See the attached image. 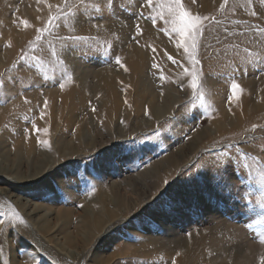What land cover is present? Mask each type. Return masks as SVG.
<instances>
[{
    "label": "rangeland",
    "instance_id": "obj_1",
    "mask_svg": "<svg viewBox=\"0 0 264 264\" xmlns=\"http://www.w3.org/2000/svg\"><path fill=\"white\" fill-rule=\"evenodd\" d=\"M40 1L45 14L37 0H0V23H9L0 30L30 31L17 45L0 41V264H185L176 260L187 255L193 264H262L264 3L228 0L221 8L224 0H183L208 18L194 65L177 48L180 38L161 0L153 7L146 0H114L111 7L107 0ZM58 6L78 19L38 32ZM137 50L146 57L136 83L147 93L141 102L124 80ZM193 70L207 108L190 86ZM233 80L242 89L235 95ZM106 81L117 101L110 104L116 112L104 115L109 109L97 96ZM76 84L90 90L83 92L86 104L69 125L62 120L58 130L45 131L47 100L57 101V110L61 91ZM151 93L168 98L160 114L147 109ZM27 133L37 143L32 158L12 149ZM143 144L151 147L140 151ZM5 166L36 180L18 184Z\"/></svg>",
    "mask_w": 264,
    "mask_h": 264
},
{
    "label": "bare ground",
    "instance_id": "obj_2",
    "mask_svg": "<svg viewBox=\"0 0 264 264\" xmlns=\"http://www.w3.org/2000/svg\"><path fill=\"white\" fill-rule=\"evenodd\" d=\"M56 1V0H55ZM41 2V1H40ZM44 2V1H43ZM57 2V1H56ZM205 2H206V0H205ZM204 3V2H203ZM43 4V3H42ZM57 4V3H56ZM46 5V4H45ZM36 7H39V12H41V13H44V11H46L45 9L46 8H44V6L43 5H41L40 3H38V5L36 6ZM31 14V13H30ZM45 14V13H44ZM26 15H27V13H26ZM37 16H39V15H37ZM41 16V15H40ZM43 16V15H42ZM33 17V18H32ZM29 20L31 21V24L33 23H35V22H37L38 20V18H36L35 17V15H33L32 14V16L30 15L29 17ZM29 20H27V21H29ZM37 20V21H36ZM29 23V22H28ZM9 24V23H8ZM8 24H6L5 22H1L0 23V27L2 26V27H5V26H7ZM30 24H28V26H29ZM27 26V25H26ZM12 27V26H11ZM22 27V26H21ZM9 28V27H8ZM19 27H14L13 26V29L12 28H10L9 30H7V31H5V30H0V41L1 42H10V44H14V45H17L18 44V42H19V40L22 38H24L26 35H28V33L30 32L29 30H20V28L18 29ZM28 28V27H27ZM18 31H20L21 32V34L18 32ZM22 36V37H21ZM152 38V37H151ZM155 40V39H154ZM21 41V40H20ZM159 41H161V40H159ZM177 41V40H176ZM175 41V42H176ZM159 44H160V42H158ZM161 43H162V41H161ZM179 43V42H178ZM163 44V43H162ZM169 44V43H168ZM165 49V48H164ZM166 50V49H165ZM131 52H133L134 53V55H133V53L132 54H130V55H132V57L131 58H133V57H135V58H133V60H131V63H128V70L130 71L129 73H128V77H126V79L124 78V80H126V81H128L129 82V88H131L132 87V85L133 86H135L136 87V91H138L139 90V86L136 84V83H138V81H139V70H141L140 68H141V64L142 63H144L143 61H144V59L146 58L145 57V55H144V52L142 51H139V50H137V51H131ZM177 52V51H176ZM145 57V58H144ZM0 60H1V57H0ZM4 63V62H3ZM132 71V72H131ZM127 73V72H126ZM167 76V75H166ZM169 76V75H168ZM109 82V83H108ZM105 84H106V87H104L105 88V90L106 91H104V93H101L102 95H100V94H98V96H97V98L98 99H100V102L105 106V110L106 109H109V110H106L107 111V113H104V115L105 114H110L111 112H113V110L116 112V110L110 105V104H112V105H114L115 106V101H117V92H116V89L114 88V86L110 83V81H106L105 82ZM137 85V86H136ZM99 86V85H98ZM141 86V85H140ZM142 87V86H141ZM86 88V90H88V91H90L87 87H85V86H83V85H79V84H76V85H73V86H69V87H67V89L65 88V89H63L61 92H62V94H61V107L60 108H58L57 110H55V106L53 105V103H57V101H55V100H52V99H50V100H47V102H46V105L44 106V111H45V127L47 126V130H48V132L50 131V130H58V127H59V125L61 124V121L63 120V122L62 123H67V125H69V123H71V122H69V121H72V119H73V117L75 118V117H77V116H75L76 115V113H77V109H79L80 108V106H82L83 107V105L84 104H86V101L85 100H88V98L86 97V94L85 93H83V92H85V89ZM102 87L100 86L99 88L97 87V89L96 90H94V92L96 93V92H102L101 89ZM133 88V87H132ZM143 88V87H142ZM64 90H67L66 92H64ZM104 90V89H103ZM87 91V92H88ZM140 92L138 93V96H137V98H139V100H140V102L141 101H143L144 99H145V97H147L146 95H147V93H146V91L144 90H142V89H140L139 90ZM127 92H129V91H127ZM131 92V91H130ZM132 96H133V94H132ZM136 97V96H135ZM136 98V99H137ZM58 99V98H57ZM83 101H84V104H81V103H83ZM130 101L132 102V100H131V98H130ZM108 102V103H107ZM109 104L110 106H108L107 104ZM115 103V104H114ZM119 103V101L117 102V104ZM101 104V105H102ZM109 107V108H106V105ZM166 104H168V98L167 97H165V98H163L162 97V99H160L158 96H155L154 95V93L152 94H149L148 95V102H147V109H149V111H151V113H153V114H160L161 113V111H163V109H165V107H166ZM100 105V106H101ZM120 105V104H119ZM138 105V104H137ZM59 107V106H58ZM85 107H86V105H85ZM121 107V106H120ZM145 107V106H144ZM126 108V107H125ZM88 109V108H87ZM146 109V110H147ZM102 110V109H101ZM104 110V109H103ZM104 110V111H105ZM120 110V109H119ZM124 110V109H123ZM127 110V109H126ZM118 111V110H117ZM148 111V110H147ZM148 111V112H149ZM103 112V111H102ZM110 112V113H109ZM0 113H1V111H0ZM67 113H69L70 114V117H66V116H69V115H67ZM99 113V112H98ZM98 113H97V115H98ZM101 113V112H100ZM114 113V112H113ZM112 113V114H113ZM120 113H121V111H120ZM150 114V113H149ZM226 114V113H225ZM95 115V114H94ZM94 115H91V116H94ZM100 115H102V114H100ZM129 115V114H128ZM136 115V114H135ZM95 117V116H94ZM97 117V116H96ZM95 117V118H96ZM113 117H114V115H113ZM117 117V116H116ZM150 117H151V115H150ZM227 117V116H226ZM108 118V117H107ZM110 118V117H109ZM124 118V117H123ZM136 118V117H135ZM98 119V118H97ZM112 119V118H111ZM110 119V120H111ZM100 121H101V119H100ZM104 121H106L105 122V124H107V121H108V119H104ZM103 121V122H104ZM112 121V120H111ZM124 121H125V119H124ZM216 122L217 120H215V119H213V121L212 122ZM221 121V120H220ZM60 123V124H59ZM220 123V122H219ZM83 124V123H82ZM111 124V123H110ZM217 124V123H216ZM62 125V124H61ZM143 125V124H142ZM218 125V124H217ZM221 125V124H220ZM224 125H225V123H224ZM80 126H81V124H79L78 126H77V134H78V136H77V139L78 140H80L81 139V135H82V129L80 128ZM108 127H109V124H108ZM107 127V128H108ZM68 129V128H67ZM110 130V129H109ZM49 135V134H48ZM50 137V136H49ZM196 137V136H195ZM49 139V141H50V138H48ZM202 139V138H201ZM201 141V140H200ZM35 141L32 139V135H31V133H27L26 135H25V137H23V138H19V139H14L13 140V142H12V149L14 150V152H19L20 153V151L22 152V153H25L27 156H28V158H32V156H34L35 154H36V152H38V148L36 147V145H35ZM191 143V142H190ZM37 144V143H36ZM43 144V143H42ZM44 157V156H43ZM45 157H47V156H45ZM16 163V162H15ZM14 163V164H15ZM13 164V165H14ZM6 167V166H5ZM3 170H5V172H7V173H10L9 174V176L11 177V178H13V176H14V180L15 181H17L18 182V184H19V181L21 182V183H23V184H25V183H28V182H35V180H36V176H37V174H35V173H31L30 174V172H28L27 174H25V175H21V174H18L17 173V170L16 169H14V167H10V168H3ZM166 171V170H165ZM164 171V172H165ZM167 173V172H166ZM163 174V173H162ZM157 176V175H156ZM161 176V175H160ZM10 178V179H11ZM161 178V177H160ZM157 179V178H156ZM155 179V181H156V183H157V180ZM12 181H13V179H12ZM16 183V182H15ZM155 183V184H156ZM100 186V185H99ZM115 190V189H114ZM103 191H105V190H103ZM107 191V193H108V189L106 190ZM111 191H113V190H111ZM1 192V191H0ZM110 192V191H109ZM115 193V192H114ZM110 194V193H109ZM112 195V194H111ZM104 197V196H103ZM118 197V196H117ZM104 199V198H103ZM103 199H102V201H103ZM101 200V199H100ZM98 202V201H97ZM101 202V201H100ZM107 202H109V201H107ZM119 202V201H118ZM117 201H116V203H118ZM15 203L17 204V206H18V208H21L22 206H23V204H21V202L18 200V199H16L15 200ZM87 203V202H86ZM121 204H122V202H121ZM99 205H100V203H99ZM107 205V204H106ZM116 205V204H115ZM124 205V204H123ZM118 207V206H117ZM125 206H123V208H124ZM92 209V208H91ZM118 211V210H117ZM89 212V211H88ZM109 211H107V213H108ZM32 214H31V217L32 218H34L35 217V212L34 211H32L31 212ZM47 215H49V213L48 212H45ZM96 214V213H95ZM109 214V213H108ZM27 216H29L28 217V219H30V215H29V212L26 214ZM31 220V222H33L34 224H36L37 225V228H40V227H38V222L36 221V220H32V219H30ZM47 220V219H46ZM41 227H42V229H46L48 226H47V224H46V222L43 220V222L41 223ZM76 237H77V234H76ZM79 237V236H78ZM191 253V252H190ZM184 257H182V258H177V260H176V262L178 261L179 263H182V262H185V264H193V262H191V259H190V256H188L187 255V257L185 258V259H183Z\"/></svg>",
    "mask_w": 264,
    "mask_h": 264
},
{
    "label": "snow or ice",
    "instance_id": "obj_3",
    "mask_svg": "<svg viewBox=\"0 0 264 264\" xmlns=\"http://www.w3.org/2000/svg\"><path fill=\"white\" fill-rule=\"evenodd\" d=\"M193 3L196 2V0H192ZM262 3H264V0H261ZM37 3H40V0H37ZM80 5L85 4V0H79ZM228 3V0H224V3L221 4V8H224V6ZM249 3H251V0H249ZM114 4V0H107V5L111 7ZM146 5L149 7L154 6V0H146ZM67 6V4H66ZM161 7L166 10L167 16L171 18V23L173 25L172 27V32L177 34L180 38V42L177 44V48H180L181 46L184 49V52L188 54L189 59L192 60V63L194 65L199 64L200 61L196 58L197 54V37L202 34V20L208 19L207 17H201L198 14H193L190 10H188L184 3L183 0H161ZM97 10H99V6H97ZM253 16H256L257 13L256 11L252 12ZM69 16H73L75 19H78V16L75 12L71 10L69 7L68 12H63L62 10L59 9L58 6V15L55 17H49L48 20V26L45 29H37L38 32H44L47 31L51 27H58L59 25L57 24V21L60 19H64L65 22H67V19ZM160 18L164 19V11H161L160 13ZM152 19L153 24L156 23V17H150ZM167 22V21H166ZM24 24L27 25L28 21H24ZM96 27H100L99 25H96ZM138 31H141L139 29V25H137ZM37 39H41V36H37ZM72 40H81L83 39L82 37L79 36H74L70 37ZM23 59V57H22ZM169 59H172V57H169ZM116 63H120L119 58L116 59ZM173 63H176L175 60H173ZM17 68L19 66L17 65ZM192 76V81H191V88L193 89L194 94L197 96V98L200 100L201 106L207 108L209 105L205 103L204 100V93L203 91L197 92V89H201L202 85L198 76V72L196 70H193L191 72ZM5 82L3 80H0V88L4 87ZM61 87L63 85L61 84ZM230 90L235 95L238 91H241V86L239 85L238 82L235 80L232 81L230 85ZM232 96L229 97V101H231ZM256 126L254 125L253 128ZM47 131V129H45ZM120 148L121 146H117ZM151 145L148 144H143L140 146V151L146 152ZM217 168H226L227 167V162H225L223 165L217 163L215 165ZM167 183V181L165 182ZM13 216L16 219H19L20 223H25L22 217L19 216V213L13 212ZM13 222H15L13 220ZM5 223V220H0V225H3ZM0 231H3V229H0ZM264 242V241H262ZM173 264H175V261H173ZM262 264H264V258H262Z\"/></svg>",
    "mask_w": 264,
    "mask_h": 264
}]
</instances>
